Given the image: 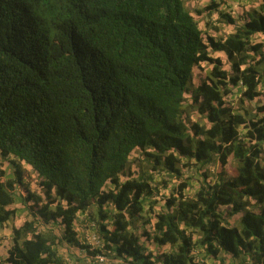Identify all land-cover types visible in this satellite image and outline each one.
I'll return each mask as SVG.
<instances>
[{
	"label": "clouds",
	"instance_id": "obj_1",
	"mask_svg": "<svg viewBox=\"0 0 264 264\" xmlns=\"http://www.w3.org/2000/svg\"><path fill=\"white\" fill-rule=\"evenodd\" d=\"M159 14L190 28L203 45L194 56L213 61L198 59L191 65L190 82L173 88L169 100L172 122L183 129L182 143H187L190 154L165 144L158 151L147 139L141 147L134 132L122 128L116 138L100 146L99 180L90 174L92 161L85 154L91 151L89 145L70 152L71 178L65 184L60 178L52 183L30 151L0 143L6 152L0 155V264H24V258L30 264H264L261 238L242 223L245 213L264 221V202L243 194L254 190L251 184L230 189L229 203L215 205L207 215L217 191L238 177L248 179L243 172L246 161L251 162V179L264 188L256 171L258 166L264 173V138L258 140L249 127L251 122L264 130V111H257L264 109V26L260 25L264 0H172L167 8H159ZM252 23L257 30L247 27ZM209 38L219 45L238 40L242 51L233 52L229 60L225 51L209 45ZM234 63L240 76L233 86ZM176 67L182 65L178 62ZM214 69L223 73V79L212 75ZM248 69L256 73L252 91L260 94L252 100L245 98ZM202 82L216 96L208 101L216 119H209L207 108L200 111ZM229 119L242 122L233 124L234 138L224 143L220 129ZM193 125L199 134L192 133ZM146 131L151 137L164 129L149 124ZM199 143H210L219 151H208L207 160H197ZM252 149L262 155L253 157ZM169 159L175 161L172 170L165 164ZM133 184L146 189L124 192ZM58 190L71 195L72 202ZM108 196L111 199L101 203ZM179 212L188 215L187 222ZM213 216L214 233L208 231ZM224 232L235 233L231 250Z\"/></svg>",
	"mask_w": 264,
	"mask_h": 264
},
{
	"label": "trees",
	"instance_id": "obj_2",
	"mask_svg": "<svg viewBox=\"0 0 264 264\" xmlns=\"http://www.w3.org/2000/svg\"><path fill=\"white\" fill-rule=\"evenodd\" d=\"M171 2L0 0V143L30 151L47 170L52 183L60 178L65 184L71 178L67 166L70 152L81 151L89 145L91 151L85 154L92 161L90 174L99 180L102 175L97 160L100 146L116 138L122 128L132 130L134 140L141 147L147 139L158 151L159 145L165 144L175 146L181 154H190L187 143H182L183 129L172 122L169 100L173 88L190 82L191 65L197 64L198 59L213 61L204 55L198 59L194 56L196 49L203 51V45L190 28L161 17L159 8H167ZM260 25L264 26V19ZM247 27L257 30L256 23ZM208 43L214 50L225 51L229 60L233 59V52L239 53L243 48L238 40L219 45L209 38ZM250 50L255 53L257 48ZM178 62L181 68L176 67ZM215 63L218 69L220 62ZM217 69L212 75L223 79V73ZM232 71L234 86L240 76L238 64H233ZM248 74L249 91L245 98L252 100L260 94L252 91L255 71L248 69ZM199 91L204 95L201 113L207 108L209 119H216L208 107L209 99L214 100L216 96L203 82ZM237 122L242 121L229 119L220 129L224 143L234 138L233 124ZM149 124L159 125L164 131L150 137L146 131ZM249 127L256 132L258 140L264 138V130L251 122ZM191 131L194 135L200 133L195 125ZM211 150L219 151V148L199 143L196 159L207 160V152ZM0 155H6L2 147ZM261 155L252 149L253 157ZM117 162L118 158L114 165ZM174 163L171 159L165 161L169 170ZM245 165L243 172L248 179L238 177L217 191L207 215L211 216L215 205L229 203L226 199L230 196L229 190L238 186L251 184L254 190L243 194L255 197L258 203L264 202V188L251 179L248 171L250 160ZM115 170L114 166L113 173ZM256 171L264 179L258 166ZM19 177L17 169L18 180ZM44 187L47 189V185ZM132 187L137 193L146 189L133 184L126 185L124 192ZM58 195L72 202L73 197L64 190H58ZM104 199L111 197H102L101 203ZM178 214L188 221L186 213ZM242 223L264 244V221L245 213ZM216 229L213 216L208 231L214 233ZM233 236L234 232L223 233L229 250ZM24 264L30 261L24 258Z\"/></svg>",
	"mask_w": 264,
	"mask_h": 264
}]
</instances>
